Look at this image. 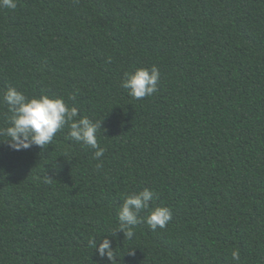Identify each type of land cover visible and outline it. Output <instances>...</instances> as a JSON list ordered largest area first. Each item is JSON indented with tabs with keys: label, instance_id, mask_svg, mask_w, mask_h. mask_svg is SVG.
Returning <instances> with one entry per match:
<instances>
[{
	"label": "trees",
	"instance_id": "obj_1",
	"mask_svg": "<svg viewBox=\"0 0 264 264\" xmlns=\"http://www.w3.org/2000/svg\"><path fill=\"white\" fill-rule=\"evenodd\" d=\"M16 2L0 7V94L105 117V153L67 128L43 150L0 136V264H110L89 247L106 235L118 264H264V0ZM153 65L158 91L129 96L124 74ZM8 115L0 101V128ZM145 187L171 221L112 237Z\"/></svg>",
	"mask_w": 264,
	"mask_h": 264
},
{
	"label": "clouds",
	"instance_id": "obj_2",
	"mask_svg": "<svg viewBox=\"0 0 264 264\" xmlns=\"http://www.w3.org/2000/svg\"><path fill=\"white\" fill-rule=\"evenodd\" d=\"M0 7L16 9V0H0ZM160 72L158 67L137 68L134 72H126L121 82V87L127 90L128 95L135 99L152 96L158 91ZM0 101L8 107V126L0 128V136L8 139L6 143L13 151H25L33 146L42 150L46 149L58 132L68 129L67 137L90 147L94 150V159L100 160L105 149L98 142V134L102 128L103 120H96L81 116L79 109L69 106L63 97H50L48 95L33 96L29 98L14 87H8L0 94ZM97 164V168H101ZM155 198V192L147 187L140 191L127 194L119 207L118 227L111 232L112 237L123 232L125 240L133 239L134 228L138 224L146 223L152 231L163 229L172 219V209L168 206L150 208V202ZM147 212L146 216H141ZM89 247L94 248L101 260L107 258L110 264H118L117 255L112 247L109 235L104 236L99 242L89 240ZM128 255H135V249H129ZM235 264H240V252L233 250L231 253Z\"/></svg>",
	"mask_w": 264,
	"mask_h": 264
}]
</instances>
